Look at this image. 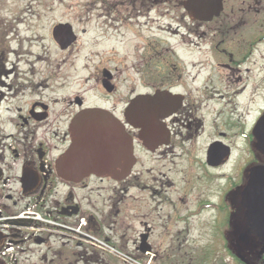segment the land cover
Listing matches in <instances>:
<instances>
[{
  "label": "flooded vegetation",
  "instance_id": "obj_1",
  "mask_svg": "<svg viewBox=\"0 0 264 264\" xmlns=\"http://www.w3.org/2000/svg\"><path fill=\"white\" fill-rule=\"evenodd\" d=\"M198 1L53 6L66 11L45 25L27 12L0 17V264H264L239 197L250 170L264 165L254 137L264 68L258 80L248 67L264 45V0ZM167 31L212 68L166 57ZM164 93L177 99L166 113L158 107L143 127L125 118L136 99ZM249 108L259 110L251 121ZM86 110L109 113L131 138L123 178L59 175L73 153L72 121ZM175 158L197 165L182 181L190 205L179 195L155 199L173 185L157 164ZM153 202L171 212L153 215Z\"/></svg>",
  "mask_w": 264,
  "mask_h": 264
},
{
  "label": "water",
  "instance_id": "obj_2",
  "mask_svg": "<svg viewBox=\"0 0 264 264\" xmlns=\"http://www.w3.org/2000/svg\"><path fill=\"white\" fill-rule=\"evenodd\" d=\"M189 1L191 6L203 5L198 0ZM176 104V97L168 93L138 98L126 109L125 118L143 127L147 119L158 116L155 115L158 107L166 113ZM71 137L69 150L73 153H65L58 165L59 175L65 180L79 182L90 176L117 180L126 176L133 165L131 138L105 111L86 110L75 117ZM254 137L257 151L264 158V115L257 122ZM141 138H146L144 131ZM239 197L249 229L264 243V165L250 170L249 180Z\"/></svg>",
  "mask_w": 264,
  "mask_h": 264
},
{
  "label": "rangeland",
  "instance_id": "obj_3",
  "mask_svg": "<svg viewBox=\"0 0 264 264\" xmlns=\"http://www.w3.org/2000/svg\"><path fill=\"white\" fill-rule=\"evenodd\" d=\"M95 1H98V0H0V6L10 8L7 10L0 9V17L7 18L8 15H11L10 13L13 14V17L14 16L17 17V16H19L20 12L21 13L27 12L25 15H27V16L31 15L30 16L31 19L29 20V22L34 23L37 21V23H43L45 25L47 22H51L53 20V18L57 19L59 17V15H61L60 12L66 11L65 9H59V10L50 9L53 6H56V7H61V6L62 7H64V6H75V7L76 6H87V5H95V3H94ZM172 5H175V3H173ZM9 11H10V13H8ZM72 11H76V9H72ZM72 15H74V14H72ZM31 23H29V24H31ZM177 27L178 26L176 23L171 24V30L172 31H179L177 29ZM38 32L39 33H37V34H39L40 36H41V34L44 35L43 31L39 30ZM161 36H162V42L164 41V43H165L164 46L168 50H172V52H173V53H171L170 51H168V54L166 55V57L170 58L172 61H175V60L177 61L180 59L184 63H186V65H191V66H192V64L197 65L196 68H192L193 70H197V69H199V67H205V69L212 68L213 63H214L213 59H211L210 57H199L198 53H197L198 52L197 49L196 50H192V48L188 49V47H186V46L184 47V50H182V51L179 49V43H180L179 34L172 35V33L170 31H167V33L163 32V34ZM35 38H36V36H35ZM258 46H257V48H258ZM254 53L257 54V57L254 56L252 59L256 62V64H254V66L250 65L248 67L252 71L255 70V72L250 73V77H252L254 75V78L255 79L258 78V80H259V77H258L259 71L261 70V68H264V45L262 47H259ZM250 60H251V58H250ZM213 86L217 88L216 92H218V93L222 92L218 83H214ZM228 107L229 106H227L226 108L229 109ZM258 111L259 110L257 108H249L247 110L248 121L253 120L256 116V113H258ZM230 112H232L233 116L237 115L236 114L237 111H235L233 109H231ZM238 112H239L238 114H243V113H246V110L244 112V108H240V110H238ZM194 158H195L194 160L199 161V160H201L202 155L200 153H195ZM173 162H174V164L170 161V159H168L165 162L161 161L157 164V166H162V167L165 166L166 167V169H164V170L162 169L161 172L163 174H166L167 178H169V181L173 185L169 188L164 186L163 188L158 189L160 195H157L155 197V199L167 198V199L174 201L175 198L178 197V195H179V199H184V200L187 199L186 203H187V205H190L189 200H192L194 198V196L191 195V196H187L186 198H184L182 196L181 190L184 186L182 184V181H184L185 174L188 171L191 172L193 175H196L195 173L197 172V165H195V164L189 165L186 158H175V159H173ZM188 166L191 169L188 168ZM167 169H169L171 171H167ZM175 171H179V178L177 177V175L174 174ZM172 172H173V174H172ZM157 178H159V179L163 178L162 180L165 183L164 177L157 176ZM200 191H204V189L201 188ZM179 204H181V203H179ZM151 211H152L153 215L170 213L171 208L169 205L165 206L163 204L153 202L151 204ZM179 213H184L180 210V206H179ZM203 216H204V214L202 215V217ZM211 216H212V214H210L208 216V218H211ZM180 227L181 226H179V228ZM193 240L197 241V242H195L196 245H205L206 244V238H204V237H195L194 236ZM208 241H211V240H208Z\"/></svg>",
  "mask_w": 264,
  "mask_h": 264
},
{
  "label": "bare ground",
  "instance_id": "obj_4",
  "mask_svg": "<svg viewBox=\"0 0 264 264\" xmlns=\"http://www.w3.org/2000/svg\"><path fill=\"white\" fill-rule=\"evenodd\" d=\"M62 4H63V3H62ZM72 4H73V3H72ZM259 47H260V46H259ZM259 47H258V48H259ZM258 48H257V49H258Z\"/></svg>",
  "mask_w": 264,
  "mask_h": 264
}]
</instances>
